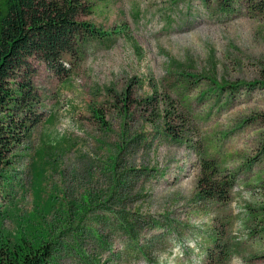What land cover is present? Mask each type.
I'll return each instance as SVG.
<instances>
[{"label":"rangeland","instance_id":"1","mask_svg":"<svg viewBox=\"0 0 264 264\" xmlns=\"http://www.w3.org/2000/svg\"><path fill=\"white\" fill-rule=\"evenodd\" d=\"M223 2H96L81 18L99 33L65 73L32 59L43 115L13 153L5 229L44 220L52 264H264L248 216L264 204V16ZM201 158L233 174L226 202L199 196ZM215 237L228 259L205 254Z\"/></svg>","mask_w":264,"mask_h":264},{"label":"trees","instance_id":"2","mask_svg":"<svg viewBox=\"0 0 264 264\" xmlns=\"http://www.w3.org/2000/svg\"><path fill=\"white\" fill-rule=\"evenodd\" d=\"M102 1L0 0V264H52L55 258L57 242L50 241L53 232L44 220L18 222L15 231H9L2 223L6 215L2 200L11 184L13 153L43 115L37 111L40 98L32 82L35 73L32 59L43 62L56 75L65 73L63 55L73 56L85 36L99 33L81 17L93 13L95 3ZM223 4L241 6L251 17L264 16V0H227ZM261 77L264 86V70ZM225 86L236 85L222 84L221 88ZM171 117L170 113L166 114V119ZM164 130L165 137L175 140L182 137L180 129L168 121L164 122ZM234 183L233 174L222 175L214 159L201 158L196 185L200 197L226 202ZM259 183L264 185V179ZM248 209L250 220L259 226L264 238V204ZM136 223L133 219L124 220L122 228L130 238L137 234ZM211 241L212 247L205 251L208 257L216 255L218 260L230 257L228 242L220 243L217 237Z\"/></svg>","mask_w":264,"mask_h":264}]
</instances>
